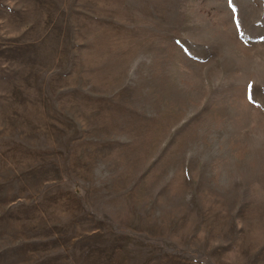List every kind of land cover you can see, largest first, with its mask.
I'll list each match as a JSON object with an SVG mask.
<instances>
[{
  "label": "rangeland",
  "instance_id": "1",
  "mask_svg": "<svg viewBox=\"0 0 264 264\" xmlns=\"http://www.w3.org/2000/svg\"><path fill=\"white\" fill-rule=\"evenodd\" d=\"M0 264H264V0H0Z\"/></svg>",
  "mask_w": 264,
  "mask_h": 264
},
{
  "label": "snow or ice",
  "instance_id": "2",
  "mask_svg": "<svg viewBox=\"0 0 264 264\" xmlns=\"http://www.w3.org/2000/svg\"><path fill=\"white\" fill-rule=\"evenodd\" d=\"M232 2H234V0H230V3H232ZM248 87H249V89H251L252 88V85H249ZM249 100L251 102V100H252V97L251 96L249 97Z\"/></svg>",
  "mask_w": 264,
  "mask_h": 264
},
{
  "label": "clouds",
  "instance_id": "3",
  "mask_svg": "<svg viewBox=\"0 0 264 264\" xmlns=\"http://www.w3.org/2000/svg\"><path fill=\"white\" fill-rule=\"evenodd\" d=\"M108 178H110V174L109 173H105L104 174V179H108Z\"/></svg>",
  "mask_w": 264,
  "mask_h": 264
}]
</instances>
